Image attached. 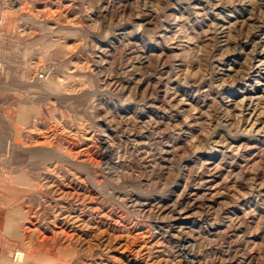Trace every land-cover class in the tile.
<instances>
[{
	"label": "rangeland",
	"instance_id": "1",
	"mask_svg": "<svg viewBox=\"0 0 264 264\" xmlns=\"http://www.w3.org/2000/svg\"><path fill=\"white\" fill-rule=\"evenodd\" d=\"M5 263L264 264V0H0Z\"/></svg>",
	"mask_w": 264,
	"mask_h": 264
},
{
	"label": "bare ground",
	"instance_id": "2",
	"mask_svg": "<svg viewBox=\"0 0 264 264\" xmlns=\"http://www.w3.org/2000/svg\"><path fill=\"white\" fill-rule=\"evenodd\" d=\"M150 98V97H149ZM105 146V145H104ZM107 149V148H106ZM105 152V151H104ZM105 155V154H104ZM104 157V156H103ZM77 188V187H76ZM88 192V191H87ZM81 194V193H80ZM74 195V194H73ZM75 195H76V193H75ZM79 198V197H78ZM77 200V199H76ZM79 208V207H78ZM74 209V208H73ZM71 211V210H70ZM86 211V210H85ZM70 214V213H69ZM81 214H83V213H81ZM72 215V214H71ZM78 215V214H77ZM76 215H74V217H75ZM88 216V215H87ZM71 217V216H70ZM77 217H79V216H77ZM72 218V217H71ZM80 219V218H79ZM179 219V218H178ZM77 221V220H76ZM182 243H185L183 240H182ZM179 245V244H178ZM185 245V244H184ZM183 245V246H184ZM18 255V254H17ZM16 255V256H17ZM5 264H7V263H5Z\"/></svg>",
	"mask_w": 264,
	"mask_h": 264
}]
</instances>
